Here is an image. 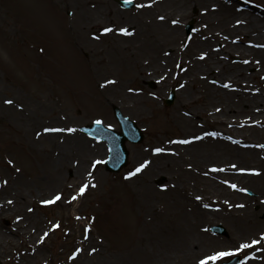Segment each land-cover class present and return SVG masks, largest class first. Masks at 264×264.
Here are the masks:
<instances>
[{
    "label": "bare ground",
    "instance_id": "1",
    "mask_svg": "<svg viewBox=\"0 0 264 264\" xmlns=\"http://www.w3.org/2000/svg\"><path fill=\"white\" fill-rule=\"evenodd\" d=\"M23 1L40 15L57 50L55 57L58 60L59 55L68 61L69 71L74 74L73 66L77 65L80 52L88 53L87 77L75 79L90 90L81 97L88 101L86 111L104 114L103 103L120 102L123 110L137 120L154 124L150 141L133 149L137 167L148 163L132 175L130 182L135 204L141 209L135 237L145 252L146 246L159 235H173L174 264H199L203 258L198 251L203 248L211 250L209 255L221 251L208 247L214 239L203 233L209 222L225 215L235 227L234 248L251 244L253 239L248 237L260 240L258 245L246 249L249 258L245 264H264V220L259 221V213L241 202L239 197H243L231 189L233 184L239 187L250 183L264 192V155L255 147L258 140L264 139V132L257 128L264 118V8L244 0H136L137 10L129 13L111 0H52L72 7V16L65 20L59 12L46 10L43 1ZM196 5L200 7V21L195 38L186 42L180 25L189 18V7ZM14 14L18 19L22 17L20 13ZM8 15L0 7V18H7L6 31L13 33L16 17L11 15L10 19ZM105 28L112 31L105 33ZM120 28L128 29L129 34L121 33ZM175 45V52L188 64L190 74L175 76L180 111L169 114L161 105L162 94L149 92L143 86L147 80L162 85L163 79H170L163 60ZM217 45H221L220 49ZM234 54L241 56L248 66L259 67L253 75L259 78L257 93L252 75L244 72L233 76L236 71L227 55ZM40 60L36 52L32 62ZM56 66L60 65L54 63L47 68L52 72ZM221 71L229 76H221ZM15 86L14 77L0 76V134L10 141L17 136V143L28 154L20 157L15 150L0 146V220L15 219L7 229L0 224V247L5 252L8 240L23 239L26 247L15 264H30L40 254L38 238L46 237L52 228L50 220H43L39 213L40 206L46 205L42 201L59 194L60 200L54 205L76 199L82 202L84 194L93 189L91 181L99 176L95 173V157L102 148L94 146L95 156L89 159L87 153L75 165L70 160V149L83 139L76 131L65 133L70 127L65 124L64 101L56 96L50 100L48 93L26 89L19 92ZM97 86L100 95L96 93ZM235 99L241 101L240 112L236 111ZM6 100L13 103H5ZM239 113L242 116L237 119ZM50 127L63 131H45ZM175 129L178 136L169 133ZM157 148L162 151H154ZM231 157L235 158L221 164V159ZM204 158L211 163H201ZM234 161L237 163L233 164ZM212 165L220 174L207 170ZM164 171L174 173L175 180L159 188L153 184V178ZM235 171L241 176L233 175ZM81 180L87 185L83 194ZM215 185L218 187H211ZM217 208L222 212H216ZM194 234L200 237H193ZM97 256L118 264L103 251L95 235L85 233L79 238L75 256L66 264H99ZM155 264L168 263L157 260Z\"/></svg>",
    "mask_w": 264,
    "mask_h": 264
},
{
    "label": "rangeland",
    "instance_id": "2",
    "mask_svg": "<svg viewBox=\"0 0 264 264\" xmlns=\"http://www.w3.org/2000/svg\"><path fill=\"white\" fill-rule=\"evenodd\" d=\"M40 1L44 2L46 10L51 8L52 12H59L58 15L65 20L69 19L73 14L72 7L62 6L61 4L54 3L52 0ZM111 1L117 8L129 13L136 10L138 5L136 0H132L134 2L132 8H123L119 0ZM158 1L162 2L163 0ZM247 1L264 7V4L260 3L261 0ZM0 7L6 10L7 15L9 14V18H12V16L16 17L14 14L15 12L22 14L20 19L16 17L17 27L13 33L6 31L7 18H0V76L2 79L14 77L16 81L15 88L19 92L26 89L33 92L48 93L50 100L56 96L64 101L67 108V110L63 111L65 124L70 128H74L83 139V141H77L75 143L74 149H70V160L74 161L75 165H77L78 159L82 158L87 153L89 159L95 156L93 148L94 142L97 144L99 143L102 147L105 146L107 151L105 143L90 138L80 129L83 125L90 124L97 120L102 121V123L108 127L118 129L119 125L113 115V105H118L124 114H127L128 117L137 121L145 134L144 140L141 143L127 144L129 150V164L119 174H110L105 170L104 160L107 155H105V152L96 155L95 173L99 176L97 179L91 181L93 189L84 194L81 199L82 202L79 203V200L76 199L72 204L68 201L57 206L52 205V207L39 209L42 219L50 220L53 229L48 231L46 237L38 238V241L41 243L39 246L40 254H38L36 259L30 264H66L67 260L75 255L76 243L80 238L79 236L89 231L102 243L103 251H107V254L111 256L112 259L118 260V264H155L157 260L167 262L168 264H174L172 261L174 252L172 243L175 245V236L159 235L156 237L155 241L146 246V252L144 247L137 243V237H135L136 225L141 218V209L135 204V194L127 176L135 167L132 157L133 148L135 146H144L150 141V138L154 136V124L151 125L147 120H137L134 116L123 110L120 102L110 101L108 103H103L104 110L106 111L104 114L86 111L85 108L88 105V101L81 97L88 95L87 93H90V90L87 89V91L81 85L77 84L75 79L81 76L87 77V69L82 62L85 61L88 53L82 51L78 54V59L76 60L77 65L73 66V74L67 69L68 61L60 58L59 55L58 60L60 63L58 62L55 57L58 53L55 46L51 44L49 30L45 24L43 25V22L39 18L40 15H37L31 5L25 4L23 0H0ZM196 9L197 12L194 13L195 6L189 7L190 17L184 20L183 24L180 25V27H182V29H180L184 41H189L191 38L193 39L195 26L200 21V7L196 5ZM192 18L195 19L194 28L191 35L187 36L186 25ZM248 39L250 38H246L245 40ZM39 49H43V51L40 52ZM175 49H177V46H172L170 48L171 52L166 53L167 57L163 60V64L165 63L167 67V74L170 79H163L162 85L158 84L160 82L156 80H147L143 86L144 89L149 92L156 94L160 92V94H162L160 102L168 113L169 111L170 113L180 111L177 107L179 94H177L178 86H176L175 76L182 78L190 74V69L187 67L188 64L182 61V59L180 60V55L178 51L175 52ZM36 52L39 53L41 60L33 63L32 61ZM227 60L234 65V71H236L237 74L246 72L253 75L257 71V68L254 66H246L245 63L243 64L241 62V56L231 55ZM54 63L60 66H56L57 68L51 72L47 67L49 65H54ZM37 66H39V68H37ZM70 75L73 77L75 75V77L70 79ZM220 75L229 76L227 73H223V71H221ZM46 76H49V78L47 77L46 79ZM151 82L154 83L155 87H151ZM215 82L214 80L213 83L215 84ZM172 89L176 92V99L171 106L167 107L165 105V99ZM96 93L100 95L101 90L98 89ZM235 103H237V107H235L237 108L236 110L240 112L242 110L241 101L235 99ZM46 119L47 118H43V120ZM50 121L52 122V120ZM260 123L259 128L264 131V118ZM51 128L52 127L49 129ZM174 132L177 131H169L171 134ZM16 139L17 136L14 137L13 141H10L11 139H7L3 134H0V146L4 149L15 150L20 157L21 155L28 154L23 147L21 148ZM258 150L264 154V141L258 142ZM229 161H232V159L220 160L221 163ZM201 163H211V161L204 158L201 160ZM68 175L71 176L72 174L68 172ZM162 176H166L167 178L164 180V183H159L158 181L161 180ZM170 180L171 173L164 171L155 174L153 183L158 187H163ZM206 182L211 184L209 179H207ZM82 184H85L83 180H81V185ZM211 187L217 188L218 186L215 185ZM241 189H246V191H241ZM238 190V193L244 196V198L239 197L240 201L247 202V206L253 212L259 213V219L263 221L264 212H262V207H264V202L262 198H264V192H260L255 185L250 183L246 185L243 184ZM247 191L251 193H247ZM211 193L217 194L218 191L211 189ZM220 210L221 208H217L216 212ZM154 211L155 210H153V212ZM221 217L222 218H216L212 222H209L208 229H206L203 234L214 239L210 240L208 247L212 246L216 249H221V251L231 252L233 255L222 258L220 261H215L214 264H220L222 261L229 260V258L237 254L242 256L243 260L241 264H244L246 256L249 255V253L246 249L237 251V249L234 248L237 245L232 242V238L236 235L234 233V224L230 225L231 222L227 216L224 215ZM0 223L7 228L13 225L14 218L4 217L0 220ZM218 223L226 227L229 233L228 236L214 234L211 231V226ZM247 235L248 234H244L243 236ZM252 235L255 236L257 233L252 232ZM193 237L200 236L194 234ZM248 238L253 240L256 239V237ZM5 246V252L3 248L0 247L1 263L15 264L20 257V252L26 247V242L19 237H13V239L6 242ZM209 252H211V250L205 247L198 251V255L202 254L200 257L203 258L209 255ZM100 258L98 257L99 260H97L99 264H115L114 262L109 263L107 260L105 261Z\"/></svg>",
    "mask_w": 264,
    "mask_h": 264
},
{
    "label": "snow or ice",
    "instance_id": "3",
    "mask_svg": "<svg viewBox=\"0 0 264 264\" xmlns=\"http://www.w3.org/2000/svg\"><path fill=\"white\" fill-rule=\"evenodd\" d=\"M126 2H130V0H126ZM139 6L142 7L143 5H139ZM161 19H163V17H161ZM174 23H175V21H174ZM111 31H112V29H110V28H105V29H104V32H105V33H107V32H111ZM119 31H120L121 33H124V34H129V33H128V29H126V28H120ZM108 83H114V81H109ZM5 103L11 104V103H13V101H11V100H6ZM95 123L99 125V124L102 123V121L97 120V121H95ZM45 131H63V129H45ZM67 131H68V132H74L75 129H74V128H68ZM183 142H184V143H187V141H183ZM154 151H156V152H160V151H162V149L157 148V149H155ZM9 163H11V161H9ZM147 163H148V162L145 161L144 163L140 164L139 167L136 168L135 173H129V176H131V175H135L136 173H139L143 168L146 167ZM233 167H235V166H233ZM242 171H243V170H242ZM5 183H7V181H5ZM86 187H87V185L82 186V187L80 188V193H81V194H83V192L85 191V188H86ZM231 187L236 188V185L233 184V185H231ZM241 191H246V189H241ZM73 199H75V197H73ZM197 199H200V197H197ZM58 200H60V195H59V194L55 195V196L53 197L52 200H44V201H42V203H44V204H52V203H55V202L58 201ZM9 203H11V201H9ZM241 206H242V205H241ZM45 235H47V233H45ZM261 238L264 239V234H262ZM259 243H260V240H259V239H257V240H253V241L251 242V244H249V243H245V244L240 245V246L237 248V251H240L241 249H248V248H251L253 245H258ZM78 251H79V250H78ZM93 251H95V249H94ZM231 255H233V253H231V252H226V251H215V252H213L212 254L207 255L204 259H201V260L199 261V264H212V262L220 261L222 258H225V257L231 256Z\"/></svg>",
    "mask_w": 264,
    "mask_h": 264
},
{
    "label": "water",
    "instance_id": "4",
    "mask_svg": "<svg viewBox=\"0 0 264 264\" xmlns=\"http://www.w3.org/2000/svg\"><path fill=\"white\" fill-rule=\"evenodd\" d=\"M126 138H128V136H126V134L125 133H121V135L119 136V139H120V145L122 146V144H123V141L126 139ZM124 151V150H123ZM124 153H125V155H123V161L125 162V160H126V152L124 151ZM109 165H110V167H113L112 166V163L110 162L109 163Z\"/></svg>",
    "mask_w": 264,
    "mask_h": 264
}]
</instances>
